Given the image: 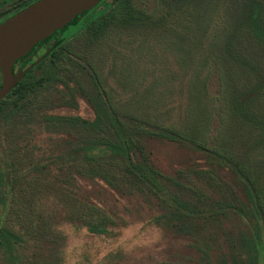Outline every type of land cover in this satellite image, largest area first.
<instances>
[{
  "label": "trees",
  "instance_id": "obj_1",
  "mask_svg": "<svg viewBox=\"0 0 264 264\" xmlns=\"http://www.w3.org/2000/svg\"><path fill=\"white\" fill-rule=\"evenodd\" d=\"M36 1L0 0V24ZM108 1L100 3L103 9L85 25L97 34L91 37L94 43L107 39L111 32L127 35L129 44L139 48L155 39L188 58L181 61L195 63L188 54L192 47H187L188 35H201L193 46L203 47V14L213 0H156L164 15L149 13L140 6L142 0ZM237 4H241L242 13L235 26L211 47L222 52L218 56L221 63L241 69L255 81L240 89L228 76L225 84L230 89L223 111L229 120L219 135L225 140L216 149L207 145L213 114L205 100L206 80L198 75L192 83L191 111L181 130L166 124L164 118L134 115L113 101L98 68L69 48L71 39L80 35L63 37L60 46L32 70L51 60L44 77L26 81L29 73L0 103V123L8 129L7 141L12 142L3 150V165L0 162L3 263L65 264L62 226L72 227L76 233L116 239L122 226L97 201L82 194L86 187L102 185L120 197L142 195L155 201L160 211L151 222L186 239L199 264H264V55L257 56L264 52V8L258 0H237ZM62 47L75 58L60 50ZM64 56L70 68L60 65ZM208 64L209 59L204 58L202 69ZM78 72L87 75L88 88L78 85ZM50 85L72 90V102H59V108L78 110L79 98H83L92 106L94 118L57 114L56 108L38 111L39 90ZM45 127L57 129L51 137L68 145L64 152L47 159H39L35 152L32 156L22 153L19 143L29 134L42 135L39 132ZM66 130L83 132L84 138ZM149 142L176 143L200 154L204 166L186 169L188 176L197 180L196 185H185L188 176L182 171L168 176L154 166L152 153L146 152ZM23 155L27 157L23 159ZM20 162L24 163L21 168ZM53 174L63 175L62 180L49 181ZM53 192L63 197L55 198L56 208L47 213L42 200Z\"/></svg>",
  "mask_w": 264,
  "mask_h": 264
},
{
  "label": "rangeland",
  "instance_id": "obj_2",
  "mask_svg": "<svg viewBox=\"0 0 264 264\" xmlns=\"http://www.w3.org/2000/svg\"><path fill=\"white\" fill-rule=\"evenodd\" d=\"M258 1L264 8V0ZM99 6L100 4L92 9L78 26L65 30L63 37H73L79 27L91 20ZM140 6L149 13L164 15L163 8L158 5L156 0H142ZM241 7V4H237V0H213V3L203 14L202 20L205 24L203 47L198 46L199 48L196 49L193 46L197 41L199 42L198 38L201 35H197V37L188 35L192 39L187 45V47L192 46L188 52L194 58L193 62L195 63L192 65L181 61L188 58L185 55H180L177 49H170L160 40L153 39L143 48H139L136 44H129L127 35H119L116 32H111L107 39L102 38L97 43L92 41V35H80L71 39L68 45L74 53L84 56L87 61L92 62L98 68L101 80L115 103L124 106L134 115L146 113V116L150 118H164L166 124H174L180 130L184 128L187 123L186 117L190 115L188 113L191 111L189 108L192 83L199 75L200 78H203L202 80H206L207 96L205 100L213 114L207 145L211 149H216L217 145L222 144L225 140L223 136L220 138L219 135L220 131L227 129L229 120L228 115L223 111L230 89L227 90L225 84L228 76L236 82L240 89L248 86L251 80L255 81L254 76H246L241 69L233 65H227V67L226 64L221 63L218 56L222 52L213 50L211 47L212 43L221 42V37L232 30L237 22L235 20L242 13ZM262 18L264 21V9ZM184 20L178 19V21ZM60 50L68 52L64 47ZM67 54L71 58H75V55ZM183 54H187V52ZM263 55L262 51L257 53V56ZM204 58L209 59V64L202 69L201 61ZM261 60L264 59L261 58ZM50 62L51 60H48L43 65L44 69L35 70L26 81L36 82L43 78L44 71L50 68ZM59 63L61 66L65 65L70 68L67 64V57ZM261 68L263 73V64H261ZM75 76L79 77L78 85L88 88L87 75H81L78 72L75 73ZM151 89L152 92L149 93L148 91ZM65 90L62 91L61 87L54 85H50L45 90H39L36 102L37 110L50 112L56 108L54 113L81 115L92 120L95 112L83 98H79L78 110L68 106L59 108V102H72L70 99L72 90ZM137 108H140V111H137ZM26 128L24 127L23 130L28 132ZM7 130L0 123V162L2 165L4 162L3 150L7 144L12 143L7 141ZM22 132L20 131V134ZM54 132L57 133V129L45 127L43 131L39 132L42 135L38 136V132H36L37 135L29 134L23 143H19L21 152L27 153L29 156L33 155L30 154L31 152H35V156H38L39 159H47L49 156L55 158L61 155L68 145L65 146L64 142L52 138L51 136H55ZM64 132L72 133L74 137L80 134L81 138H84L82 137L84 133L77 130ZM146 152L152 153L150 162L168 176H176L178 171H182L184 176H188L189 174L186 172L188 167L204 166V160L200 154L186 150L176 143L149 142ZM26 157L22 156L23 159ZM28 162L31 164L30 158ZM23 164L20 162L19 167H23ZM0 169L3 170V167ZM191 177L188 176V182L185 185H196L197 180H192ZM51 178L52 180L49 181L53 182L57 178L61 181L63 175L55 176L53 174ZM192 181L194 182L192 183ZM198 186L202 187V184L199 182ZM82 194H88L97 201L101 209L114 217L119 223L118 226L122 227L119 228L120 235L116 239L110 240L93 237L85 231L76 233L71 229L72 227L62 226V231L65 234V242L62 243L65 264H199L197 253L186 239L174 236L151 222L150 219L160 210L157 203L150 198L147 199L142 195L120 197L102 185L86 187ZM57 197H63L62 193L53 192L42 200L47 213L56 208L54 203ZM1 212L2 208L0 207V215ZM0 264H5L2 259H0Z\"/></svg>",
  "mask_w": 264,
  "mask_h": 264
},
{
  "label": "water",
  "instance_id": "obj_3",
  "mask_svg": "<svg viewBox=\"0 0 264 264\" xmlns=\"http://www.w3.org/2000/svg\"><path fill=\"white\" fill-rule=\"evenodd\" d=\"M102 1L104 0H38L0 24V72L3 79L0 102L34 66L42 62L50 50L34 65L15 74L13 69L20 58Z\"/></svg>",
  "mask_w": 264,
  "mask_h": 264
},
{
  "label": "flooded vegetation",
  "instance_id": "obj_4",
  "mask_svg": "<svg viewBox=\"0 0 264 264\" xmlns=\"http://www.w3.org/2000/svg\"><path fill=\"white\" fill-rule=\"evenodd\" d=\"M103 9V6H99L96 10H97V12L96 13H98V12H100L101 10ZM90 12V11H89ZM89 12H86V13H84L83 15H81L76 21H74L72 24H70L68 27H66L64 30H61V31H57L52 37H50L49 39H46L45 41H43V42H41V43H39L29 54H27L26 56H24V57H22V58H20L17 62H16V64H15V66H14V69H13V71H14V73L15 74H18V72H20V71H25L26 69H28L31 65H34L35 64V62L36 61H38L42 56H44L47 52H48V50H50V53L57 47V46H60V41H61V39L63 38V35H64V33H65V30H67L69 27H73V26H78L80 23H81V21L83 20V18L89 13ZM88 22H86V23H84L81 27H79L78 28V32L75 34V35H97V34H95L93 31H89V30H87V28H86V24H87ZM83 26L85 27L83 30L81 29V28H83ZM49 53V54H50ZM48 54V55H49ZM47 55V56H48ZM46 56V57H47ZM45 57V58H46ZM44 58V59H45ZM43 59V60H44ZM42 60V61H43ZM41 63V62H40ZM39 63V64H40ZM35 67V66H34ZM34 67L26 74V75H28L29 73H31L32 72V70L34 69ZM33 73V72H32ZM31 73V74H32ZM0 74H1V72H0ZM26 75H25V77H26ZM24 77V78H25ZM23 78V79H24ZM21 82V81H20ZM19 82V83H20ZM18 83V84H19ZM2 84H3V79H2V74H1V85H0V89H1V87H2ZM18 84H17V86H18ZM16 86V87H17ZM15 87V88H16ZM14 88V89H15ZM13 89V90H14ZM13 90L4 98V99H6L12 92H13ZM3 99V100H4ZM2 100V101H3ZM1 101V102H2ZM0 102V103H1Z\"/></svg>",
  "mask_w": 264,
  "mask_h": 264
}]
</instances>
